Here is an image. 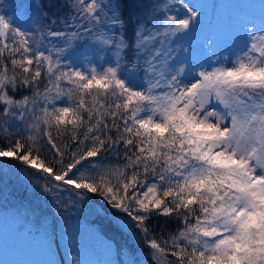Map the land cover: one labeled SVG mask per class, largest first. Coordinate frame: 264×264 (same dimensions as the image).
I'll return each instance as SVG.
<instances>
[{
  "label": "snow or ice",
  "instance_id": "snow-or-ice-1",
  "mask_svg": "<svg viewBox=\"0 0 264 264\" xmlns=\"http://www.w3.org/2000/svg\"><path fill=\"white\" fill-rule=\"evenodd\" d=\"M127 2L65 0L69 11L51 18L36 4L31 31L0 15V158L21 164L46 191L98 196L127 215L154 264H264V0L259 18L235 17L248 42L231 66L194 75L155 44L189 35L206 15L200 0H172L183 18L168 15V4L125 15ZM159 12L163 19H155ZM56 24L63 30L50 27ZM88 33L111 50L107 66L66 60ZM48 37L62 46L42 50ZM26 115L32 122L10 132ZM120 145L123 165L105 164L107 155H121ZM153 215L181 227L150 237Z\"/></svg>",
  "mask_w": 264,
  "mask_h": 264
},
{
  "label": "rangeland",
  "instance_id": "rangeland-1",
  "mask_svg": "<svg viewBox=\"0 0 264 264\" xmlns=\"http://www.w3.org/2000/svg\"><path fill=\"white\" fill-rule=\"evenodd\" d=\"M167 1L171 9L167 14L178 15L183 18L184 9L182 6L173 3L172 0ZM260 2V0H200L206 15L201 16L200 23L193 31L187 36L182 33L167 38L160 36L157 38L155 46L164 50H171L170 60L176 61L177 67L184 64L193 75L204 68L210 69L218 66V64L230 67V62L240 54L241 49H244L248 42L238 32L234 19L240 13L259 18L261 16V10L258 6ZM34 5H36L34 2L29 1L25 5H20L15 4L14 0H0V15L11 19L15 25L31 31L32 25L29 22L37 11ZM17 7L20 8L17 9ZM27 9L30 13H23ZM154 16L155 19H163L164 13ZM127 34L131 39L132 33L128 32ZM82 36L76 43L78 51L71 53L67 51L64 53L65 58L71 62L70 55H68L71 54L75 59L72 62L75 67H79L81 62H85L86 65V60H91L97 65L107 66L106 61L111 62L113 59L111 50L94 42L92 36L90 38ZM209 40L212 41L211 44L208 43ZM52 41L49 37L45 39L42 50L51 47ZM132 55V50L129 49L127 52L129 63L126 67H131ZM142 64L143 57L141 58ZM133 76L139 80L143 76L142 70H136L133 72ZM190 82L191 80L185 81V83ZM6 171L7 166L0 163V177ZM7 192V189L0 182V200L7 203V210L3 212L0 210V264H49V261L55 258L53 253L45 242L31 238L19 226L20 210L15 206L16 202L13 198L9 199L5 196ZM65 197L67 196L63 193L57 196L56 204L61 206L63 212L67 213L74 223L70 224L72 230L65 234L63 240V246L70 255V261L74 259L77 262H82V264H107L106 262L110 257L111 264H116L112 259L116 254L114 245L90 222L97 217V212L90 206L79 208L73 200L74 198L65 202ZM99 218L104 223L102 225L106 233L111 238L120 239L122 234H119L118 224L102 215ZM129 236H134V232ZM144 239L143 237L141 240L137 239L136 244L130 237L124 239L122 253L125 255V261L129 264L154 263L151 258L152 250ZM130 247H135L140 252L139 256L143 255L145 259L143 257L136 260L130 259L129 257L132 258L134 255V251L129 250ZM147 254L150 260H147ZM99 256H101V260Z\"/></svg>",
  "mask_w": 264,
  "mask_h": 264
},
{
  "label": "trees",
  "instance_id": "trees-1",
  "mask_svg": "<svg viewBox=\"0 0 264 264\" xmlns=\"http://www.w3.org/2000/svg\"><path fill=\"white\" fill-rule=\"evenodd\" d=\"M15 4L25 5L28 1L34 2L35 4H42L44 5V9L48 11L49 17L52 16L59 17L60 15L66 13L69 11L65 4V0H14ZM261 1V0H260ZM167 0H130V2H127L126 9H125V15H127V12L129 10L132 11H146L153 4L156 5H164L167 4ZM48 5H51V7H48ZM20 7H17V9ZM25 8V7H24ZM23 13L29 14L30 12L27 10H24ZM163 13L159 12L158 14ZM156 15V14H154ZM43 23H48L47 20L43 21ZM54 31H62L63 26L56 24V25H50ZM128 28V32L131 33V28ZM92 36L91 33H88L84 35L85 38H90ZM83 37V36H81ZM53 43V45L57 47H61L62 45L59 43L57 38H51L49 37ZM69 53L78 51V48L73 47L70 48ZM70 55V60L73 62L74 57ZM67 61H69L66 58ZM19 72V69L17 70ZM44 69H42L43 73ZM43 80L44 77L42 75L41 78V89H43ZM29 90H21L20 92H17V97L20 95H26L28 94ZM57 106L60 105L59 102H57ZM32 122L31 115H26V118L23 122L21 121H12L14 124L13 128H9L10 132H15L16 128L23 129L26 127L27 124H30ZM43 127V126H42ZM53 136L55 137V130H52ZM28 133L21 132V135L26 136ZM113 136H115V132L112 133ZM13 140H15L16 136L13 135L11 137ZM3 139H0V144H3ZM64 143H70L68 135L65 134L63 137ZM57 144H60V140H56ZM41 145L44 146V155L51 159V153L47 151L46 148V141L41 140ZM121 150V155L116 156L114 154L107 155L106 159L104 160L105 164L116 166V165H123V155L122 150L123 146H119ZM71 150V149H70ZM0 163L7 166V171L1 175L0 182L2 183L3 187L7 189V193L5 196H7L9 199L13 198L15 203V206L18 210H20V223L19 226L24 229V232L30 236L31 238H35L37 241L45 242L46 245H48L49 250L54 255V259L49 261V264H70V255L66 252L63 244V240L65 237V234L67 232H70L72 229L70 227V224H74L72 219L67 215V213H64L61 206L57 205V196H59L61 193L65 194V202L70 201L73 199L76 203V205L81 208V206H90L97 212V217H95L90 222L94 227L98 229V231L101 232V234L106 238L109 239L110 243L114 245L116 254L115 257H112V259L115 261L116 264H129V262L125 261V255L122 253L124 247V239L125 238H131L133 240V243L136 244L137 239L141 240V237L145 238L143 233H141L135 226L134 222L131 221V219L121 213L119 210L112 209L109 205H107L103 199H101L98 196H94L89 199L85 200H79L75 198L74 196L70 195L68 192H55V191H46L42 187L44 184L43 180H35L31 173L24 169V167L19 164L18 162L10 159V158H0ZM13 168V169H11ZM0 210L6 211L7 210V203L0 200ZM105 216L106 218L110 219L113 223L118 224V230L120 235V239L111 238L108 233H106L105 228L102 224V220L99 218V216ZM119 218V219H118ZM98 222H97V221ZM127 223L129 226L124 227V224ZM147 225L149 228V236H156L157 239H159L161 236L167 238L169 233L175 232V230L179 227H181L180 221L173 219H168L166 217L156 216L153 215L150 220L147 221ZM110 230V229H109ZM111 231V230H110ZM136 231V232H135ZM112 232V231H111ZM132 232H134V236H129ZM122 239V240H121ZM146 242V239H144ZM130 251H134V255H132V258L130 259H141L144 258L143 255L139 256L140 252H138L135 247H130ZM66 256V257H65ZM129 256V255H128ZM139 257V258H138ZM110 258V257H109ZM108 258L107 264H111L110 259ZM99 259L101 260V256H99ZM145 259V258H144ZM170 260H174L175 258L172 256H169ZM147 260H150L149 255L147 254ZM142 264V263H141ZM151 264H154L151 262Z\"/></svg>",
  "mask_w": 264,
  "mask_h": 264
}]
</instances>
